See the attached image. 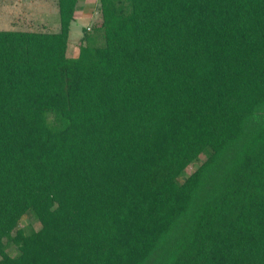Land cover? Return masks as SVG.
Returning a JSON list of instances; mask_svg holds the SVG:
<instances>
[{
    "label": "trees",
    "instance_id": "16d2710c",
    "mask_svg": "<svg viewBox=\"0 0 264 264\" xmlns=\"http://www.w3.org/2000/svg\"><path fill=\"white\" fill-rule=\"evenodd\" d=\"M53 1L0 30V264H264V0H99L74 57Z\"/></svg>",
    "mask_w": 264,
    "mask_h": 264
},
{
    "label": "rangeland",
    "instance_id": "374dc122",
    "mask_svg": "<svg viewBox=\"0 0 264 264\" xmlns=\"http://www.w3.org/2000/svg\"><path fill=\"white\" fill-rule=\"evenodd\" d=\"M0 1H5L4 5L0 6V30L30 29L33 31L46 30L50 33H56L59 30L58 7L53 0H36L27 9L25 8L27 4L24 5L26 0L22 1L21 5L19 1L12 0L9 2L10 6L7 0ZM99 22V0H81L77 5L75 19L70 27L68 56L74 57L78 54L83 29L91 28ZM191 171L192 168H188L185 173L188 174ZM29 221L30 218H25L23 223L28 224Z\"/></svg>",
    "mask_w": 264,
    "mask_h": 264
},
{
    "label": "crops",
    "instance_id": "0c3cea01",
    "mask_svg": "<svg viewBox=\"0 0 264 264\" xmlns=\"http://www.w3.org/2000/svg\"><path fill=\"white\" fill-rule=\"evenodd\" d=\"M8 1V5L10 4L9 2L10 1H12V0H7ZM16 1H19V3H20V5L22 4L21 2L23 1L24 2V0H16ZM36 0H26V2L24 3V5L25 4H27V6H25V8L27 9V8H29V7H31L32 6V4L35 2ZM3 2H5V1H0V6L1 5H4V3ZM13 6H15L14 4H12ZM23 5V6H24ZM10 6V5H9ZM23 9V8H22ZM29 11H31V10H29ZM25 31H32V30H30V29H26Z\"/></svg>",
    "mask_w": 264,
    "mask_h": 264
}]
</instances>
